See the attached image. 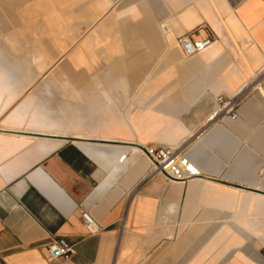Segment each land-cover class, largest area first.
Wrapping results in <instances>:
<instances>
[{"label":"crops","instance_id":"1","mask_svg":"<svg viewBox=\"0 0 264 264\" xmlns=\"http://www.w3.org/2000/svg\"><path fill=\"white\" fill-rule=\"evenodd\" d=\"M30 1L57 42L41 72L57 86L0 66L17 95L0 126L20 117L0 130V264H264V0ZM207 31L186 57L179 38ZM99 43L100 60L70 57ZM240 92L236 119L209 120ZM146 146L180 147L199 174H153ZM60 237L75 253L48 261Z\"/></svg>","mask_w":264,"mask_h":264},{"label":"rangeland","instance_id":"2","mask_svg":"<svg viewBox=\"0 0 264 264\" xmlns=\"http://www.w3.org/2000/svg\"><path fill=\"white\" fill-rule=\"evenodd\" d=\"M33 2L36 0H32ZM13 3V2H11ZM37 4L31 5V1L27 0L24 3H14L11 7L6 6L0 0V44L4 48V52L0 51V66L3 68H10L7 71V77L10 76L11 79L16 75L18 80L23 81L26 76L31 75L34 80L41 72L46 69V66L51 64L55 58L59 57V52L54 50L57 42L52 41L53 37L48 34V22L47 14L38 11H32ZM36 9V8H35ZM159 11V10H158ZM66 19L61 21V25L66 26V28H72L71 32H80L79 24L85 19H75L71 18L70 15L65 14ZM95 24L90 28V31H95ZM103 26V24H102ZM76 36H71V39H75ZM57 40V39H56ZM59 40V39H58ZM101 44L98 47H87L85 44L82 48H79L77 52L71 54L72 59H77L80 61L91 58L100 60L103 51L101 50ZM54 48V49H52ZM109 54H113L114 50L108 51ZM98 56V57H97ZM19 71L16 72V65ZM92 74H97V71H102L104 69L93 68ZM108 74H113V69L106 68ZM63 72H57V75H63ZM54 75V73L52 74ZM45 75H42V81L39 83L37 88L44 87L50 91L56 89V84H48L49 81ZM37 79H35V82ZM33 86V85H32ZM35 86V85H34ZM103 87V85H99ZM52 89H51V88ZM113 87V86H112ZM30 91L28 94L33 93L37 90ZM53 94V93H52ZM53 97L54 104L61 110L63 107V100L54 94ZM149 148H155L159 146H146ZM145 148H141V155L145 157L151 164L153 163L152 157L145 156ZM149 156V155H148ZM152 166V165H151Z\"/></svg>","mask_w":264,"mask_h":264},{"label":"built area","instance_id":"3","mask_svg":"<svg viewBox=\"0 0 264 264\" xmlns=\"http://www.w3.org/2000/svg\"><path fill=\"white\" fill-rule=\"evenodd\" d=\"M215 35L212 31H207V36L202 40H192L189 34L179 38L180 45L185 56L191 58L211 45ZM243 97V92L237 95L224 98L218 97L214 113L209 118L210 121L215 119H236L238 117V107ZM146 153L152 157L154 165H152L153 174H163L168 181H187L195 174L192 173L187 162L189 160L180 152V147H146ZM124 159H121L123 161ZM82 217L91 232L97 230L93 218L88 212H83ZM46 259L48 261H56L59 259L67 260L75 253L74 245L70 244L64 237L55 239L47 248Z\"/></svg>","mask_w":264,"mask_h":264},{"label":"bare ground","instance_id":"4","mask_svg":"<svg viewBox=\"0 0 264 264\" xmlns=\"http://www.w3.org/2000/svg\"><path fill=\"white\" fill-rule=\"evenodd\" d=\"M16 99H17V95L15 94V91L13 90V85L10 82L6 84L0 83V116L6 113L9 110V108L13 107ZM15 113L16 112L13 111L11 115H8V117L5 119V125L0 126V130L6 127L8 124H13L17 119H20V117H17L15 115ZM133 152H137V149H133ZM147 157H150V156H148L147 154ZM151 164L154 165V163L152 162ZM186 166H189L193 174L195 175L199 174V171L190 162H187Z\"/></svg>","mask_w":264,"mask_h":264}]
</instances>
